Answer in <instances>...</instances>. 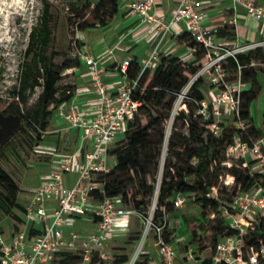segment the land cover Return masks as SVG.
<instances>
[{"label":"built area","instance_id":"built-area-1","mask_svg":"<svg viewBox=\"0 0 264 264\" xmlns=\"http://www.w3.org/2000/svg\"><path fill=\"white\" fill-rule=\"evenodd\" d=\"M232 1L242 5L255 18L264 20L263 3H258L256 0ZM155 4L156 0H130L128 6L144 20L158 24L165 32L172 24L185 21L190 37L200 47L205 48L209 55L208 61L204 63L197 76L209 71L213 88L208 99L204 98L198 102L201 105L198 112L203 113L204 118L209 120L207 127L216 135L222 133L223 127L217 119H211V114L208 113L210 105L215 115L221 114L224 109L231 111L239 129L226 146L227 159L223 163L232 165L234 157H245L248 153H253L264 172V137H258L252 142L242 138L249 124L241 116L244 89L242 69L245 65L237 58L241 52L257 48L264 50V38L237 43L234 46L217 43L215 36L218 28H209L205 25L206 12L203 8V0H180L168 20L157 15L154 10ZM228 23L236 25V19H229ZM80 56L91 72V83L97 98L96 112L93 116L86 117L84 112L73 105L70 108L61 107L59 114L71 126L79 127L83 131L89 149L82 159L76 152L65 154L59 167L50 171L48 179L34 187L31 198L25 205V215L27 217L38 215L42 221V228L33 236H29L25 228L14 229L7 235L0 233L2 264H52L58 251L72 249H80L84 260L89 261L94 252L103 250L112 232L129 228L128 216L137 211L128 208L121 195L105 194L104 181L100 179L99 174L109 171L116 163L115 157L109 153V148L116 140L126 135L129 121L139 112L143 101L135 98L133 92L139 84L142 72L145 69L151 71L155 69L156 62L160 60L159 51L156 48L149 51L141 61L142 68L138 77L132 80L126 79L115 89H111L105 81L102 57L83 52ZM230 56L235 58L238 66L237 74L233 79L228 78L229 71L224 63ZM129 63L130 59H126L117 64V68L126 76ZM247 65L264 67V59L252 58ZM216 89H220L219 92ZM177 95H180L183 106H177V102L174 104L170 118L167 119L169 123L167 132L171 131L177 114L184 108L188 110L187 89L182 93L178 92ZM244 164L246 165L247 161ZM75 168L78 171L76 179L72 184L66 183L64 175ZM223 182L227 186H233L235 178L228 174ZM213 191L218 193L216 187ZM97 193H102V198L98 199ZM174 204L183 205L184 198L178 194ZM233 207L234 210L224 207L223 214L229 218L230 226L236 231L218 241L214 247V263L264 264V244L257 246L247 241L252 227L264 222V186L244 189L238 184L233 197ZM155 212L156 204L146 215L139 212L144 221L142 236L144 240L141 248L147 237L152 235L161 262L150 260L149 264H176L177 251L165 234L169 228L168 215L164 210L163 216L156 218ZM91 213H95L98 217L96 230L86 233L77 229L75 225L78 218ZM101 254L104 255L103 251ZM192 257L194 251L191 250L188 258Z\"/></svg>","mask_w":264,"mask_h":264},{"label":"trees","instance_id":"trees-1","mask_svg":"<svg viewBox=\"0 0 264 264\" xmlns=\"http://www.w3.org/2000/svg\"><path fill=\"white\" fill-rule=\"evenodd\" d=\"M107 1L111 4V10L108 15V18H111L118 10L119 4L118 0ZM107 1L97 0L94 3L92 0H66L69 9L76 15L90 10L95 15V19L99 18L101 20V24H106L108 21V18L106 19L101 13L102 7L108 3ZM44 2L41 29L38 33L39 35L32 33L33 44H29L25 52V55L29 58L26 61L27 70L20 79L22 91L28 87H34L41 82L40 78L43 79L44 89L41 94V113L48 112V105L54 101L59 91L58 82L62 78V72L66 68L81 65V57H76L74 60L64 58L62 61H58L62 53L53 47L55 28L52 25V21L54 15L49 1L44 0ZM95 19H92L94 21L85 19L79 26L81 28L96 26ZM83 24H86V26ZM36 39L38 44L35 46L34 42ZM201 48L202 50L197 52L196 59L191 62L184 61L174 55H161L154 70L145 69L142 72L133 96L142 100L143 103L139 112L129 121L124 141L109 148V153L116 159L114 167L99 174L100 179L104 181L105 194L121 195L125 204L127 200L130 201L131 208L136 209L143 215L148 213L150 205L152 208L155 202V190L158 185L156 218L163 216L164 210L169 217L170 212L175 209L174 199L178 194L190 196L192 202H198L204 207L210 206L213 210L211 220L206 222L202 217L195 220L197 221V226H200V230L197 232L196 229L192 236V243L195 247L194 253L196 254H199L202 250L200 239L203 232H213L215 236L214 247L220 240V235L222 237L223 235L235 233L236 230L230 226L229 218L223 214V208L227 207L234 210L233 197L238 184L244 189H254L259 185L264 186V172H253L250 168V165L256 164L257 161L259 162L257 158L247 162L246 165L244 164L246 160L242 159V157H236L237 161L233 159L232 165L223 163L227 159L225 154L226 146L233 140L234 134L239 129L236 126L227 136L224 135V131L220 135L214 134L207 127L209 120L204 118L203 113H195L190 103H188L192 97L190 93H188L189 98L186 99L188 110H181L175 117L183 118L184 123L181 127H178L174 122L170 131L172 133L166 140L167 135H165L164 127L170 117V111L177 93L181 91L189 78L209 58L206 49ZM237 58L241 64L245 65L242 69L243 81L251 84L250 88H244L242 91L241 116L249 124L247 131L242 134V138L252 142V140L263 136L262 129L253 122L250 106L261 89L257 75L259 70L264 71V67L262 65L251 66L247 64L252 58L264 59V50L257 48L248 52H241L237 55ZM228 61L230 66L228 67L225 64L228 71H231L236 76L238 66L235 58L230 56ZM141 68L142 65L136 59H130L127 79L132 80L138 77ZM202 82L203 80L199 78L192 85V90L197 95L192 98L197 103L204 99L203 92L199 88ZM71 95L72 90L59 100L60 103L70 98ZM198 106L199 110L201 105L198 103ZM5 108L21 115L22 122L17 131L0 146V186L3 188V191H0V203L7 211L12 210L16 206L26 216L25 204H21L17 199L19 187L3 167L2 159L12 145H23L21 136H24V139L28 138V136L39 139V128L32 119L23 116L16 100L6 104ZM211 108L212 106L210 105L209 109ZM48 126L49 122L43 121L42 127L47 128ZM182 127L185 131L181 130ZM34 133L37 135H34ZM164 142L168 143V157L162 168L161 177L157 179ZM228 174L233 175L235 178L233 186H227L223 182ZM132 182H137V187L129 195L126 187ZM223 186H226L232 197H224ZM214 187L218 189L217 194L213 191ZM96 196L100 199L103 194L97 193ZM91 214L96 217V220L98 219L95 213ZM18 218L22 223L26 220L25 217L18 216ZM215 218L220 220V223L216 226L212 225V221ZM38 232H40V229L32 225L28 230V235L33 236ZM165 232L167 239L173 243L176 237L170 230V225ZM247 241L257 246L264 244V222L252 227L251 235ZM150 242L151 238L148 236L144 245H148ZM95 255L96 253L94 252L90 260L85 261L80 249L61 250L56 253L52 262L56 261L57 264H105L102 259H97ZM148 255V253H143L133 264H149ZM197 256L199 257V255ZM128 260L129 255L127 253L117 254L109 264H126ZM0 264H2L1 259ZM200 264H215L213 253L209 257H204ZM219 264L226 263L221 262Z\"/></svg>","mask_w":264,"mask_h":264},{"label":"rangeland","instance_id":"rangeland-1","mask_svg":"<svg viewBox=\"0 0 264 264\" xmlns=\"http://www.w3.org/2000/svg\"><path fill=\"white\" fill-rule=\"evenodd\" d=\"M47 1L51 4V10L54 15L52 21V25L55 28L53 47L55 50L62 53L58 61H62L64 58L74 60L76 57H80V52L83 51L82 46L85 44V41L87 43L89 39L91 44H96V42L99 44L101 39L104 41L110 34V32H106V30L101 27L92 26L81 28L79 26L85 19L87 21H91L93 18L95 19V15H93L90 10L76 15L69 9L66 0ZM92 1L95 3L97 0ZM44 7V0H0V105L1 107H5L6 104L16 100L23 116L32 119L37 124L39 128L38 134L40 135L39 139H34L29 136L24 139L25 137L21 136L23 145H12L2 159L3 167L12 176L19 187L17 199L21 204H25L29 195L33 192L34 186L43 178L45 170H47L50 165L49 161H52L51 159L56 156V153H61L70 149L72 143V140L68 138L65 133L57 131V126L60 125L59 120H57V112L59 111V100L65 97L68 90H72L75 86V74L79 71L77 66L66 68L62 72V78L58 82L59 91L54 101L48 105V112L46 113H41V94L44 89L42 84L43 79L40 78L41 82L39 84H36L34 87H28L24 91H22L20 85L21 76H23V73L27 70L26 61L29 59L25 55V52L29 44H33L31 38L32 33L39 35ZM110 10L111 4L109 2L102 7L101 13L106 19L108 18ZM95 21L96 24H101L99 18L95 19ZM83 25L86 26V24ZM37 44L38 41L36 39L34 45L36 46ZM197 50L201 51L202 48L198 47ZM206 61H208V59ZM158 62L159 61L156 63L158 64ZM224 63L227 64L228 67L230 66L228 60ZM203 65L189 78L182 87L181 93L187 89L192 97L197 96L195 94L196 92L192 90V85L197 79L201 78L203 82L199 88L203 92L204 98L208 99L210 97V90L213 88V85L210 83L211 73L205 71L202 75L197 76V73ZM72 69H74L73 73L70 72ZM234 77L235 74L229 71L228 78L233 79ZM219 90L220 89H216L217 92H219ZM192 97L188 103H190L195 113H198V103ZM176 102L178 104L177 106L183 104L180 95L176 96L174 104ZM186 107L188 109L187 105ZM208 110V113L210 112L211 114V119H217L222 125L225 136L236 128V119L231 111L224 109L221 114L215 115L212 108ZM184 111H186V108H184ZM43 121L49 122L47 128L42 127ZM174 122L178 127H181L184 123V119L175 118L173 123ZM168 124L169 123L166 122L164 127L165 135H167ZM181 130L185 131L183 127ZM171 133L172 132L169 133V136ZM34 135L37 134L34 133ZM169 136H166V140ZM124 139L125 136L116 140L112 145L122 143ZM49 142L52 144H48ZM52 147H56V149L54 150ZM167 157L168 143L164 142L160 155V170L157 179H160L161 171ZM234 159L237 161L236 157H234ZM242 159L249 162L254 158L248 155L247 157H242ZM250 168L253 172L262 171V167L258 161L256 164L250 165ZM136 187L137 182H132L127 185L126 189L129 195L135 191ZM0 191H3L2 186H0ZM222 192L224 197H232V194L228 192L226 186H223ZM181 196L184 198V204L175 206V209L170 212L168 217L170 230L175 234V237L178 236L175 241H178V239L182 237L177 247L179 264H200L204 257H209L214 252L215 236L212 231L203 232L200 239L202 245L201 252L199 254L194 253V257L189 259V252L195 249L192 243L193 232L196 229L197 232L200 230V226H197V221L195 220L202 217L204 221L208 222L212 218L213 210L210 206L204 207L198 202H192L190 196ZM126 206L128 208L132 207L130 201H126ZM149 210H151V205ZM133 215L141 217L140 213L137 211L134 212ZM18 216L25 217L20 208L15 206L12 210L7 211L0 203V233H6L7 235L11 233L13 229L22 228L23 223ZM93 222L90 215L86 214L82 216L80 222H76L75 227L79 230L86 231V233H90L95 227ZM219 223V218H215L212 221V225L214 226ZM143 229L144 223L140 224L137 218L135 227L132 222V225L129 226L125 232H120L118 235L109 238L102 250L104 255L101 254L102 251L95 252L96 258L102 259L105 264H109L114 260L115 255L127 253L129 255V260L126 264H133L143 253H146L145 251L149 245H143L139 254L135 255L142 242ZM197 255H199V257ZM57 258L59 257L57 256ZM52 264H57V262L54 261Z\"/></svg>","mask_w":264,"mask_h":264},{"label":"crops","instance_id":"crops-1","mask_svg":"<svg viewBox=\"0 0 264 264\" xmlns=\"http://www.w3.org/2000/svg\"><path fill=\"white\" fill-rule=\"evenodd\" d=\"M129 1L130 0H118V10L109 18L107 23L96 24V27H101L106 30V32H110L105 40L103 41V39H101L99 44L96 42V45L91 44L88 39V42L86 43L85 41V44L82 46L83 51L80 52L92 53L97 57H102L101 63L105 68L104 78L111 89L117 88L127 79V76L117 68V64L126 59H136L141 64L142 59L148 52L156 48L160 55H174L180 57L184 61L191 62L196 59L198 52L197 48L200 47L190 37L185 21L172 24L170 29L165 32V30L160 28L155 22L146 21L139 14L133 12L128 6ZM179 1L180 0H156L154 10L157 15L168 20L171 18ZM256 1L264 4V0ZM203 8L206 12L205 25L209 28L216 27L219 29V32L215 36L217 43L234 46L237 43L264 38V20L255 18L248 13L242 5L233 3L232 0H203ZM232 18L236 19V25L228 23V20ZM110 50H112V52ZM81 61V65L77 66L79 71L75 74V86L72 89V95L59 104L58 110L61 107L70 108L74 105L79 111L84 112L86 117H90L96 112L97 98L91 83V72L84 63L82 57ZM70 72L73 73L74 69ZM257 78L261 84V89L258 96L252 101L250 111L254 124L262 129L264 137L263 70H259ZM250 86V82H244L245 89L250 88ZM57 120H59L60 124L57 126V131L65 133V135L72 140V143L70 149L61 153H56V156L51 159L52 161H49L50 165L47 170H45L43 178L35 186L48 179L50 171L59 167L62 157L65 154L76 152L82 159L89 149V143L87 139L84 138L83 131L79 127L71 126L67 123V120L59 114V111L57 112ZM48 144L52 143L49 142ZM52 149L55 150L56 147H52ZM248 155L255 158L253 153H248L246 157ZM77 172V168H75L73 171L66 173L64 175V181L68 184H72L77 177ZM31 195L32 193L26 200L25 205L29 202ZM50 204L52 205V202ZM95 205H97V203H95ZM88 215H90L91 219L94 221V230H96V217L92 214ZM137 216L133 215V213L128 216L130 219L129 226H131L133 222V226L135 227L137 218L140 224L144 223L142 217ZM25 218L26 220L23 222L22 228H25L27 231L32 225L37 229L42 228V221L38 215L33 217L25 216ZM81 218L82 216L78 218L77 223L80 222ZM125 231L126 230L114 231L109 235V238ZM226 236L227 235H223L221 237L220 235L219 237L223 239ZM150 238L152 241L145 252L149 254V261L155 260L160 263L161 257L157 247L153 243V236L151 235ZM177 238L178 236L175 239ZM181 238L173 242L177 251L176 264H179L177 247L179 246Z\"/></svg>","mask_w":264,"mask_h":264},{"label":"water","instance_id":"water-1","mask_svg":"<svg viewBox=\"0 0 264 264\" xmlns=\"http://www.w3.org/2000/svg\"><path fill=\"white\" fill-rule=\"evenodd\" d=\"M20 124L21 117L19 114L10 113L5 115L0 110V145L17 131Z\"/></svg>","mask_w":264,"mask_h":264},{"label":"bare ground","instance_id":"bare-ground-1","mask_svg":"<svg viewBox=\"0 0 264 264\" xmlns=\"http://www.w3.org/2000/svg\"><path fill=\"white\" fill-rule=\"evenodd\" d=\"M169 133H170V131L168 130V132H167V135L169 136ZM158 192V189H157V191H156V195H155V198H154V203H153V205H152V208L153 207H155V204H156V199H157V193ZM143 240H144V238L142 237V242H141V244L139 245V247H138V249H137V251H136V253H135V255H138L139 254V251H140V249H141V245H142V243H143Z\"/></svg>","mask_w":264,"mask_h":264},{"label":"flooded vegetation","instance_id":"flooded-vegetation-1","mask_svg":"<svg viewBox=\"0 0 264 264\" xmlns=\"http://www.w3.org/2000/svg\"><path fill=\"white\" fill-rule=\"evenodd\" d=\"M0 104H1V103H0ZM0 110H1L5 115H8V114H10V113H14V112H12V111H10V110H7L5 107H1V105H0ZM14 114H18V113H14ZM20 117H21V115H20ZM21 122H22V117H21ZM11 136H12V135H11ZM11 136H10V137H11ZM10 137H9V138H10ZM9 138H7L6 140H8ZM6 140H5V142H6ZM5 142H4V143H5ZM4 143H3V144H4ZM3 144H1V145H3ZM1 145H0V146H1Z\"/></svg>","mask_w":264,"mask_h":264}]
</instances>
